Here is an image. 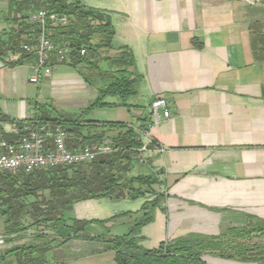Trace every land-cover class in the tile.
Instances as JSON below:
<instances>
[{
	"label": "crops",
	"instance_id": "0c3cea01",
	"mask_svg": "<svg viewBox=\"0 0 264 264\" xmlns=\"http://www.w3.org/2000/svg\"><path fill=\"white\" fill-rule=\"evenodd\" d=\"M94 8L107 13L115 30L113 47L104 54L109 59L97 67L54 63L49 76L33 83L37 56L24 54L18 39L23 8L14 0H0V111L10 119L34 118L43 87L46 95L49 88L55 95H72V146H77L73 141L93 144L97 137L116 136L119 130L104 122L136 129L147 145L145 159L137 150L122 164H130L129 175L159 172L165 192L153 220L140 230L145 248L264 220V0H99ZM128 53L136 93L123 101L107 95L103 102L109 105L92 106L96 89L113 77V59ZM159 97L166 100L170 116L152 123L150 105ZM51 98L50 93L43 101ZM151 198L135 199L136 209H119L117 219L130 227ZM112 200L78 201L66 215L111 218L116 216V209H109ZM105 225H115L114 219ZM2 230L0 217V264H19L17 254L8 251L28 242L33 230L11 243L4 241ZM84 241L65 245L72 242L79 249ZM88 241L109 256L108 264H115L114 253L102 242ZM49 252L44 254L47 264H65L48 259ZM90 263L78 250L68 260Z\"/></svg>",
	"mask_w": 264,
	"mask_h": 264
},
{
	"label": "trees",
	"instance_id": "16d2710c",
	"mask_svg": "<svg viewBox=\"0 0 264 264\" xmlns=\"http://www.w3.org/2000/svg\"><path fill=\"white\" fill-rule=\"evenodd\" d=\"M21 16L18 18V39L32 41L39 27L25 22L28 13L40 9L48 13L64 14L66 24L46 26L48 37L61 44L68 42L72 47L71 64H85L97 67L100 61L109 58L104 54L112 49L115 30L106 12L88 7L79 0H14ZM27 11L26 13L24 11ZM24 13V14H23ZM23 37V39H22ZM84 51L81 54V51ZM128 56L114 58L111 80L96 89L97 98L92 106H107L103 99L107 95L118 96L122 101L136 93V79L131 77L128 66L132 63ZM27 121H45L65 128L67 144L72 146L69 134L74 131L75 120L48 117L36 112ZM24 120V119H23ZM10 119L0 111V129L3 123L20 122ZM118 129L116 136L104 140L118 150L98 156L90 162L75 166L38 170L30 174L6 173L0 177V217L3 219V239L11 243L20 239L32 229V237L25 244L13 246L8 252L17 254L19 264H47L44 254L54 246H62L72 239L102 242L105 250L114 253L115 264H213L205 256L231 260L238 263L264 264V244L255 243V237H264V220L250 219L245 226L228 228L215 236L190 233L160 243L156 248H145L140 242L141 228L153 220V212L164 198L160 188L163 181L159 172L129 175L132 154L142 146L140 133L119 122H104L102 126ZM63 128V127H62ZM10 139L11 136L6 135ZM86 139V138H85ZM100 137L95 142L104 141ZM84 140L73 141L74 145H89ZM144 201L137 216L126 233L120 235L91 234V224H101L106 220H79L69 218L66 212L73 203L98 198L129 199L151 197ZM123 214L129 215V212Z\"/></svg>",
	"mask_w": 264,
	"mask_h": 264
},
{
	"label": "built area",
	"instance_id": "2783aa9c",
	"mask_svg": "<svg viewBox=\"0 0 264 264\" xmlns=\"http://www.w3.org/2000/svg\"><path fill=\"white\" fill-rule=\"evenodd\" d=\"M25 22L39 27V32L32 41L20 44V50L24 54L37 56L30 81L38 83L41 77L51 74L54 63L71 62L72 47L69 43L58 44L51 40L46 32L48 24H66L67 17L40 9L28 13ZM83 53L82 50L81 54ZM150 112L152 123L170 116L167 102L161 97L151 102ZM20 120L22 121L8 123L7 128L0 129V177L6 173L30 174L38 170L75 166L118 150L106 140L91 145L69 147L68 135L60 125L45 121ZM6 135L11 138H6ZM146 148V143H143L138 149L141 155ZM141 158L145 159L143 155Z\"/></svg>",
	"mask_w": 264,
	"mask_h": 264
},
{
	"label": "rangeland",
	"instance_id": "374dc122",
	"mask_svg": "<svg viewBox=\"0 0 264 264\" xmlns=\"http://www.w3.org/2000/svg\"><path fill=\"white\" fill-rule=\"evenodd\" d=\"M82 4L88 6V7H92L94 8V5H96V2L99 0H79ZM98 9V8H96ZM69 72V71H67ZM72 72H69L67 75H69ZM45 90L42 87L41 90L38 92V97H36L35 101L38 102V110L41 113L40 115H42L43 113H45L48 117H56L58 119H65L64 117L66 115H69L70 120H72V112H73V108L75 107V102L72 101V95L71 96H65L63 94H59V95H55L53 94L54 92L51 91V89L49 88L48 90V94L51 93V99L48 102H44V98L47 97V95L44 93ZM44 100V101H43ZM95 115H99L101 114V112L98 113H94ZM96 115V116H97ZM63 129H65L66 127L68 128L69 125L68 124H64L62 125ZM141 158V157H140ZM133 171V174L135 175L136 172ZM113 199V198H110ZM111 207H109V209L115 208L116 210V215L114 218V222L115 225L113 226H106L101 225V224H97L95 226H91L88 228V233L91 234H109V235H120L123 234L125 232H127L128 228H129V224L127 225H123L122 222L123 220H118L117 218L120 215V211L119 209H136V205L138 204L139 201H122V199L120 198V200L118 199H113L111 201ZM127 207V208H126ZM110 219V218H107ZM100 220H106V219H100ZM128 221H132V218H128ZM130 221V222H131ZM133 223V221H132ZM253 242L255 243H261L264 244V237H255L253 239ZM100 247H98V245H96V243H90L89 241H84L81 242V246H79V249H73L72 248V242L70 244L67 245H62V246H54L50 249V252L48 253V255H46L48 257V259L52 260V261H62L65 264H68V260L69 257H72V252L75 253V250L80 251L83 254V258L84 259H88V262H91L90 264H108L109 263V256L107 254H101L100 252ZM47 259V260H48ZM60 259V260H58ZM205 259L213 264H242V263H238L235 261H231V260H221L219 258H214L211 256H205ZM244 264H254V263H244Z\"/></svg>",
	"mask_w": 264,
	"mask_h": 264
}]
</instances>
